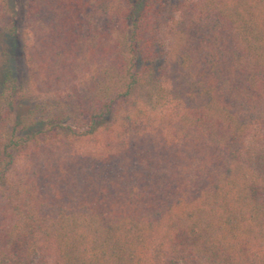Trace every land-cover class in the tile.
Masks as SVG:
<instances>
[{"label":"trees","instance_id":"obj_1","mask_svg":"<svg viewBox=\"0 0 264 264\" xmlns=\"http://www.w3.org/2000/svg\"><path fill=\"white\" fill-rule=\"evenodd\" d=\"M22 19L32 82L69 90L32 103L0 46V264H264V0Z\"/></svg>","mask_w":264,"mask_h":264},{"label":"rangeland","instance_id":"obj_2","mask_svg":"<svg viewBox=\"0 0 264 264\" xmlns=\"http://www.w3.org/2000/svg\"><path fill=\"white\" fill-rule=\"evenodd\" d=\"M27 1L28 0H9L8 6L10 11L18 13L20 19L15 35H11L9 32L5 31L0 33V46L6 50L12 58L10 70L13 72L12 77L17 81L15 84H23L26 86L30 92L29 95L31 96H29V98L32 100H30L32 103H35L36 101L41 102L42 99L53 100L58 98V96L64 97L65 92L69 89L58 87L56 84L49 88V86L45 83L46 80H33V83L31 76L29 75L28 67L26 65L25 48L27 45H31L33 43V35L30 28L26 26L24 20L22 19V13L25 9ZM78 84L79 83L77 82L76 86H78ZM0 85H3V80H0ZM96 144L93 142L88 143V145L92 148H94ZM256 146L259 147V145Z\"/></svg>","mask_w":264,"mask_h":264}]
</instances>
